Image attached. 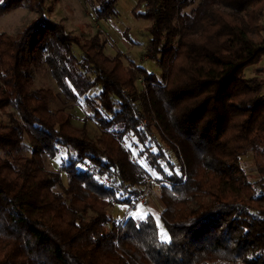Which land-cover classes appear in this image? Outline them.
Wrapping results in <instances>:
<instances>
[{
    "label": "trees",
    "instance_id": "1",
    "mask_svg": "<svg viewBox=\"0 0 264 264\" xmlns=\"http://www.w3.org/2000/svg\"><path fill=\"white\" fill-rule=\"evenodd\" d=\"M25 2L38 16L16 34L0 28V264H264V76L245 73L264 54V0H200L190 12L194 0H138L160 73L106 53L100 32L66 29L45 0H0V14ZM116 2L92 0L96 19ZM43 63L66 99L90 108L98 136L34 87ZM62 147L67 160L47 169L44 156ZM249 152L256 178L242 165ZM148 167L159 174L162 232L150 212H110L134 207Z\"/></svg>",
    "mask_w": 264,
    "mask_h": 264
},
{
    "label": "rangeland",
    "instance_id": "2",
    "mask_svg": "<svg viewBox=\"0 0 264 264\" xmlns=\"http://www.w3.org/2000/svg\"><path fill=\"white\" fill-rule=\"evenodd\" d=\"M200 0H194V2L185 8L187 12H190L191 8L198 4ZM45 6H51V10L47 11V16L52 20L62 22L66 29L82 36L83 38H89L97 32H100L101 38L107 40L105 46V52L109 54H115L120 52L124 64H140L151 72L160 73V67L157 62L146 56V51L149 47L150 34L148 27L151 25L149 19L138 16L135 10L142 11L143 5H139L138 0H117L114 5V10L109 17L96 19L94 14V8L92 0H45ZM217 6V5H215ZM218 6L226 12H232L239 17H243V12L238 13L237 10L224 4H218ZM217 6V7H218ZM38 16V12L35 8L31 7L28 2L23 3L10 11L0 14V28L11 34L18 33L24 26H26L31 20ZM262 23L264 24V12L262 16ZM255 37V34L252 33ZM264 36V30L262 31ZM77 55H80V51L75 47ZM261 69V71L259 70ZM246 76H254L259 74L264 76V54L257 63L248 66L245 69ZM32 74L34 79V87L44 88L51 90L50 107L56 109L64 107L73 113V121L77 125L86 123L91 136L96 137L99 135L101 127L96 119L92 116L91 110L87 105H78L73 103L64 97L56 80L51 74L50 68L47 63H43L38 69L32 68ZM11 110L12 107H9ZM0 118L4 121H8L5 114L0 113ZM154 136L150 139L152 150L157 152L159 150V143L162 144L160 136L153 129ZM124 143L127 147L131 148L135 158H138V150L143 146L140 144L136 136L128 134L124 137ZM137 143V145L134 144ZM163 146V145H162ZM166 151L167 157L171 160H175L172 157V153L168 150V147H163ZM31 151L30 144L26 139L23 142L22 149L19 151L22 154H29ZM69 155L67 147H62L60 152L55 157L44 156L45 167L49 170H58L61 164L67 160ZM141 158V157H139ZM146 158V157H145ZM144 157L140 160L144 164L148 163L147 158ZM147 165V164H146ZM242 165L245 169L254 177H257L256 165L254 162V156L251 152L242 157ZM150 171V177H148L149 186H143V196L147 197V204H140L135 202L134 207L127 205H115L110 209V212L116 220L122 219L128 215L139 217L145 216L147 213H152L156 221L160 223V214L164 207L163 202L159 198V190L157 178L159 174L152 168L148 167ZM62 182L67 184L66 173L62 171ZM57 188V187H56ZM160 231H163V226L160 223ZM164 236V234H162ZM234 264H248L247 262H237Z\"/></svg>",
    "mask_w": 264,
    "mask_h": 264
},
{
    "label": "built area",
    "instance_id": "3",
    "mask_svg": "<svg viewBox=\"0 0 264 264\" xmlns=\"http://www.w3.org/2000/svg\"><path fill=\"white\" fill-rule=\"evenodd\" d=\"M138 203H140V204H147L148 203V199H147V197H145V196H143V195H141L140 197H139V199H138Z\"/></svg>",
    "mask_w": 264,
    "mask_h": 264
},
{
    "label": "snow or ice",
    "instance_id": "4",
    "mask_svg": "<svg viewBox=\"0 0 264 264\" xmlns=\"http://www.w3.org/2000/svg\"><path fill=\"white\" fill-rule=\"evenodd\" d=\"M137 227H140V225H137ZM169 238L167 236L162 237V241H167Z\"/></svg>",
    "mask_w": 264,
    "mask_h": 264
}]
</instances>
